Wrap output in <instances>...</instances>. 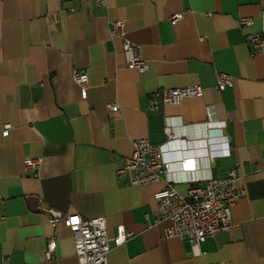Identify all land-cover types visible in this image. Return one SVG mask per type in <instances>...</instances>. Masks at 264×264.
I'll return each instance as SVG.
<instances>
[{
	"label": "crops",
	"instance_id": "obj_1",
	"mask_svg": "<svg viewBox=\"0 0 264 264\" xmlns=\"http://www.w3.org/2000/svg\"><path fill=\"white\" fill-rule=\"evenodd\" d=\"M181 12L172 24L169 16ZM253 19L240 27L237 19ZM147 62L125 65L109 20ZM248 32L260 33L253 53ZM88 75L86 94L72 70ZM232 76L216 90L215 73ZM199 84L202 93L177 105L145 110L161 87ZM115 102L118 110L106 108ZM167 120L185 141L170 147L175 188L234 169L243 194L231 207L235 225L193 251L153 223V193L165 180L131 185L116 175L132 141L165 139ZM0 264H79L71 231L51 227L47 208L83 218L103 216L108 264H264V0H0ZM40 157L37 176L24 157ZM131 235L113 244L117 227ZM54 237L52 263L45 241Z\"/></svg>",
	"mask_w": 264,
	"mask_h": 264
},
{
	"label": "built area",
	"instance_id": "obj_2",
	"mask_svg": "<svg viewBox=\"0 0 264 264\" xmlns=\"http://www.w3.org/2000/svg\"><path fill=\"white\" fill-rule=\"evenodd\" d=\"M98 6H105V0H95ZM181 12L169 16V21L174 24L182 18ZM240 27H250L253 19L240 16L237 19ZM108 33L112 37H119L122 41V51L125 65L135 68L139 72L147 69V62L140 54L139 46L126 37L124 20L120 18L109 20ZM246 41L253 53L262 49L260 33L248 32ZM72 79L79 86L82 96L88 87V75L84 70L73 69ZM232 76L225 72L215 73V89L222 91L232 84ZM202 93L199 84H189L181 87H161L148 96L145 110L155 111L166 105H177L184 99L198 96ZM108 110H118L115 102L106 103ZM11 125L5 123L0 128L2 136H7ZM165 139L161 143H151L146 138H137L132 141L131 154L123 158L122 165L116 169V175L126 178L131 185H145L165 180L164 186L153 193L157 208L154 212L153 223L167 220L165 228L166 237H177L188 241L193 251L207 237H212L219 230H226L235 225L231 217V207L243 194V189L236 186V172L231 169L222 177H207L194 181L185 193H180L175 188V179L167 177L170 170L168 159L169 148L173 147L180 138L173 126L167 121L163 122ZM23 165L31 171L32 176H37L41 165L40 157L26 156ZM47 222L51 227L59 223L65 225L72 233L75 255L79 264H108V254L111 250L110 239L107 236L106 221L103 216L83 218L78 214L64 215L53 208H47ZM131 235L123 226L117 227L116 235L112 241L115 246L121 245ZM54 237L46 238L44 257L47 261L54 262ZM56 264V263H53ZM228 264V263H224Z\"/></svg>",
	"mask_w": 264,
	"mask_h": 264
}]
</instances>
